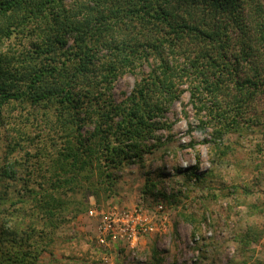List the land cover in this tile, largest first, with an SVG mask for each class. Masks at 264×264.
I'll return each instance as SVG.
<instances>
[{
  "label": "trees",
  "instance_id": "16d2710c",
  "mask_svg": "<svg viewBox=\"0 0 264 264\" xmlns=\"http://www.w3.org/2000/svg\"><path fill=\"white\" fill-rule=\"evenodd\" d=\"M127 72L138 79L117 102ZM186 91L216 137L260 124L264 0H0V182L19 178L18 153L32 157L18 128L2 142L6 108L39 111L48 127L23 193L0 191V264H36L68 216L87 210L79 195L114 194ZM196 169L198 180L212 174Z\"/></svg>",
  "mask_w": 264,
  "mask_h": 264
},
{
  "label": "rangeland",
  "instance_id": "374dc122",
  "mask_svg": "<svg viewBox=\"0 0 264 264\" xmlns=\"http://www.w3.org/2000/svg\"><path fill=\"white\" fill-rule=\"evenodd\" d=\"M17 40L9 43L18 46ZM137 79L132 72L119 77L113 98L117 102L126 98ZM256 103L264 109L263 96ZM12 106L4 113L2 142L8 129L18 128L23 133L13 134L32 156L18 153L19 178L0 182L1 193L7 190L6 197L15 200L23 193V177L37 173V162L44 159L36 153L48 127L41 112L33 118L32 108ZM261 118L260 124L216 137L211 124H202L207 118L191 101L189 91L184 92L160 119L166 126L155 132L159 140L150 141L155 148L145 153L143 164L120 170L111 196L101 192L96 197L89 191L79 195L88 203L87 210L68 216L52 243L44 249L40 246L36 264H264V114ZM4 155L0 152V163ZM194 166L199 174H212L198 180L189 172ZM158 203L163 204V213L155 208ZM93 207L110 211L117 220L141 211L154 230L141 232L134 245L108 237L106 244L101 243V217L89 214ZM2 209L15 224V216L6 206ZM39 229L47 227L42 224Z\"/></svg>",
  "mask_w": 264,
  "mask_h": 264
},
{
  "label": "built area",
  "instance_id": "2783aa9c",
  "mask_svg": "<svg viewBox=\"0 0 264 264\" xmlns=\"http://www.w3.org/2000/svg\"><path fill=\"white\" fill-rule=\"evenodd\" d=\"M158 213L164 212V206L162 203H158L155 206ZM138 212V211H137ZM157 213V214H158ZM89 214L101 217V234L99 241L105 243L107 237L113 241H127L134 245V241L137 240L138 235L143 232L147 233L154 230V226L150 223L147 215H143L141 211L136 216L133 213L128 216H122L121 219L113 217V213L110 211L105 212L104 210L99 211L98 208L93 207L89 210ZM166 218V216H164ZM106 244V243H105Z\"/></svg>",
  "mask_w": 264,
  "mask_h": 264
}]
</instances>
